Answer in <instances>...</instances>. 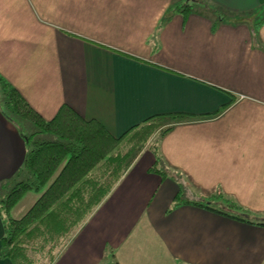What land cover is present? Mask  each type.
<instances>
[{
	"label": "crops",
	"instance_id": "obj_1",
	"mask_svg": "<svg viewBox=\"0 0 264 264\" xmlns=\"http://www.w3.org/2000/svg\"><path fill=\"white\" fill-rule=\"evenodd\" d=\"M203 1L228 15L215 30L198 12L161 25L174 0H0V73L46 119L67 103L120 135L195 115L138 154L52 264H264V224L176 206L178 179L150 170L159 155L189 199L222 191L264 222V0ZM26 151L0 108V181ZM4 231L0 214L13 264Z\"/></svg>",
	"mask_w": 264,
	"mask_h": 264
},
{
	"label": "trees",
	"instance_id": "obj_2",
	"mask_svg": "<svg viewBox=\"0 0 264 264\" xmlns=\"http://www.w3.org/2000/svg\"><path fill=\"white\" fill-rule=\"evenodd\" d=\"M192 12L218 17L213 20V30L225 17L203 0L182 3L174 0L161 25L174 14H181L186 21ZM0 108L6 120L22 135L27 147L22 166L10 178L0 181V196L5 194V198H0L5 229L1 255L13 264H52L56 261L138 154L147 145L158 153L161 138L176 123L195 116L179 111L158 113L116 135L100 120L82 116L67 103L52 118L46 119L1 73ZM157 132L160 139H156L155 144L153 137ZM150 170L164 178L170 174L178 179L180 190L174 198L176 206L191 203L239 220L264 224L222 191L212 197L189 199L188 184L181 179V174L166 167L159 155ZM45 187L23 216H10L26 192ZM215 200H222L224 206L217 207Z\"/></svg>",
	"mask_w": 264,
	"mask_h": 264
},
{
	"label": "rangeland",
	"instance_id": "obj_3",
	"mask_svg": "<svg viewBox=\"0 0 264 264\" xmlns=\"http://www.w3.org/2000/svg\"><path fill=\"white\" fill-rule=\"evenodd\" d=\"M178 0H176V2H177ZM186 0H179V2H185ZM225 16H228V15H226V14H224ZM182 122H184V121H181V122H178V123H176V124H180V123H182ZM153 141H151L150 143H155L156 144V142H155V140L156 139H160V136H159V133L157 132V133H155L154 134V137H153ZM162 139V138H161ZM145 148H149L148 147V145L145 147ZM144 148V149H145ZM150 150H152L151 148H149ZM153 151V150H152ZM149 155L150 154H146L143 158H142V160H141V163H144L147 159H148V157H149ZM187 184H188V187L189 188H193V185L188 181H185ZM46 189V187L45 188H43V189H41L40 191H35V190H30V191H28V192H26L25 193V195L22 197V199L17 203V205L16 206H14L13 207V209L11 210V212H10V216L11 217H14V218H20L21 216H23L28 210H29V208H31V206L34 204V202L38 199V197L44 192V190ZM1 194H3V192L1 193ZM188 196V195H187ZM0 198H5V194H4V196L3 197H1L0 196ZM111 264H113L112 262H111Z\"/></svg>",
	"mask_w": 264,
	"mask_h": 264
}]
</instances>
